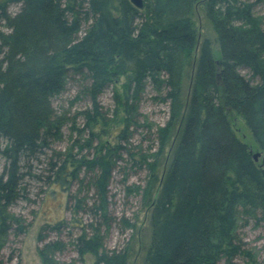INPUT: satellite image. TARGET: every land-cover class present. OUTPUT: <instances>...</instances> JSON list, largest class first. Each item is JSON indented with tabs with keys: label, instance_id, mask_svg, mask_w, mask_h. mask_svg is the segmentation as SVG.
I'll list each match as a JSON object with an SVG mask.
<instances>
[{
	"label": "trees",
	"instance_id": "16d2710c",
	"mask_svg": "<svg viewBox=\"0 0 264 264\" xmlns=\"http://www.w3.org/2000/svg\"><path fill=\"white\" fill-rule=\"evenodd\" d=\"M262 2L143 0L140 10L129 0H0V19L8 30L0 31V155L6 161L0 172V264L2 242L11 232H25L10 208L23 196L31 160L60 135L65 120L52 99L71 72L88 82L87 127L102 118L99 95L120 78L126 117L118 143H98L90 157L78 156L91 143L54 155L53 183L65 190L73 181L83 182L81 172L90 173L91 213L106 220L112 175L126 154L148 172L150 189L158 185L142 264H235L238 259L256 264L238 229L249 220L264 225V162L254 161L230 114L243 120L264 154V20L255 12ZM11 4H20L13 15L7 11ZM198 4L216 35L217 55L208 39L197 48L192 12ZM188 71L191 83L184 98ZM148 86L168 105V119L156 129V150L143 155L124 143ZM174 130L169 163L157 181ZM77 201L75 213L86 205L83 198ZM68 225L59 221L43 230L61 232ZM74 227L80 229L73 244L78 257L89 255L92 264H129L127 247L103 248L98 226ZM61 249L45 243L39 249L42 264H61L54 259Z\"/></svg>",
	"mask_w": 264,
	"mask_h": 264
},
{
	"label": "rangeland",
	"instance_id": "374dc122",
	"mask_svg": "<svg viewBox=\"0 0 264 264\" xmlns=\"http://www.w3.org/2000/svg\"><path fill=\"white\" fill-rule=\"evenodd\" d=\"M19 8L20 4H11L7 11L13 15ZM255 12L264 20V0L256 6ZM192 20L197 33V48L203 39H208L214 55H217L216 35L211 23L205 17L201 4L194 7ZM0 31H8L5 22L1 19ZM190 69L189 71H192ZM189 71L182 83L184 98L188 94L191 83ZM242 73L247 76V72L242 71ZM124 83V79L120 78L119 81L112 82L99 95V114L102 118L98 119L96 126L90 129L86 126V116L83 115L85 111L92 109L84 93L88 82L83 75L71 72L67 76L62 92L52 99L56 113L65 120V123L57 140L40 154L37 160H31L30 169H26L23 196L10 208V212L20 218L25 232L19 235L11 232L2 242L3 264H42L39 249L47 242L57 243V247L59 245L62 247L54 253V259L61 264H68L71 261H75V264H92L93 258L89 255L84 258L78 257L73 245L80 234V229L75 228L74 225L89 227L90 224L100 228L105 250L127 247L130 251L129 264H142L145 248L150 241V205L158 187L156 183L154 189L149 188L148 172L143 167L132 164V160L125 154L123 161L117 163L112 175L108 191V216L106 220H103L98 215L94 216L90 210L95 199L90 173L81 172L82 183L73 181L69 188L62 190L59 185L53 183L54 173L51 170V163L57 153L61 154L70 150L75 153L79 145L91 143V148L85 146L86 149L78 156L90 157L93 147H96L98 143L109 146L118 143L117 135L124 128L123 119L126 117L123 107ZM135 111V116L130 123H136V125L130 127V139L124 144L132 147L136 152L148 155L157 148L156 129L166 123L168 105L160 102L148 86L138 101ZM230 120L237 137L248 145L252 155H258L256 163L262 165L264 154L258 149L243 120L233 113L230 114ZM176 134L177 130H174L165 148L156 173L157 181L162 179L168 166ZM5 163V159L0 155V172ZM146 188L147 196L143 194ZM82 198L85 199L86 204L84 210L75 213L78 204L81 203L77 200ZM59 221H66L70 225L62 228L61 232L48 233L49 229L43 230L47 224L53 226ZM87 231L90 233V228ZM238 233L246 244V248L254 252L256 264H264V225H256L255 221L249 220L245 225L240 224ZM41 236L44 237L42 240L39 239ZM234 263L248 264L249 262L238 259Z\"/></svg>",
	"mask_w": 264,
	"mask_h": 264
},
{
	"label": "water",
	"instance_id": "95a60500",
	"mask_svg": "<svg viewBox=\"0 0 264 264\" xmlns=\"http://www.w3.org/2000/svg\"><path fill=\"white\" fill-rule=\"evenodd\" d=\"M129 2H130L134 7H136L137 9L142 10L143 7H144L143 0H129ZM252 157H253L254 161H257L258 155H252ZM263 162H264V159H263Z\"/></svg>",
	"mask_w": 264,
	"mask_h": 264
}]
</instances>
